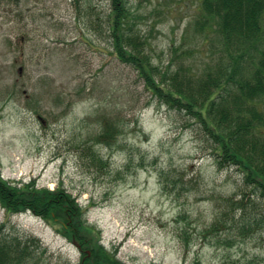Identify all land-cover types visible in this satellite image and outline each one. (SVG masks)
<instances>
[{
    "label": "rangeland",
    "instance_id": "374dc122",
    "mask_svg": "<svg viewBox=\"0 0 264 264\" xmlns=\"http://www.w3.org/2000/svg\"><path fill=\"white\" fill-rule=\"evenodd\" d=\"M128 2L158 67L226 57L195 25L199 0ZM110 10V0H0L2 177L61 187L121 264H264V199L235 168L217 167L202 127L161 105L118 60L104 32ZM105 122L120 130L116 143L111 133L99 139ZM224 198L246 208L206 234ZM2 223L5 234L40 240L37 264L80 262L31 212L7 216L0 206Z\"/></svg>",
    "mask_w": 264,
    "mask_h": 264
},
{
    "label": "trees",
    "instance_id": "16d2710c",
    "mask_svg": "<svg viewBox=\"0 0 264 264\" xmlns=\"http://www.w3.org/2000/svg\"><path fill=\"white\" fill-rule=\"evenodd\" d=\"M110 1L104 32L118 60L136 71L161 105L202 127L217 167L235 168L244 186L264 199V0H199L195 25L204 38L214 33L226 54L218 63L210 57L201 69L183 61L155 65L149 56L152 45L140 34L128 0ZM103 127L99 139L111 133L116 143L120 130L109 122ZM95 162L100 163L98 158ZM223 201L226 208H220L206 234L234 222L246 208L243 198ZM0 206L7 216L29 211L70 242L74 238L81 246L78 264H121L98 243L96 228L84 221L87 208L61 187L49 191L34 181L12 183L0 172ZM4 227L8 229L6 223L0 226V264H37L35 252H43L40 240L14 231L5 234Z\"/></svg>",
    "mask_w": 264,
    "mask_h": 264
}]
</instances>
